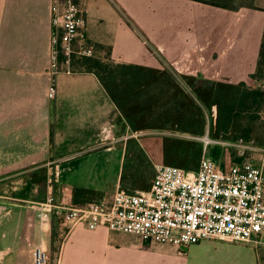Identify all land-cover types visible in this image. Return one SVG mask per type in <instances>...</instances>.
<instances>
[{"label":"crops","instance_id":"1","mask_svg":"<svg viewBox=\"0 0 264 264\" xmlns=\"http://www.w3.org/2000/svg\"><path fill=\"white\" fill-rule=\"evenodd\" d=\"M75 1L84 13L87 42L95 49L96 58L91 59L109 65L112 80L113 66H137L168 71L184 88L181 76L264 89V79L251 78L257 71L263 39L264 0ZM49 3L0 0V264H33L31 249L39 242L47 250L48 264H204V249L220 253L237 247L252 254L247 252L245 264H264V233L250 243L206 239L179 251L102 226L89 229L81 224L63 238L54 219L41 231L31 208L32 202L41 200L11 187L13 176L51 162L53 152L93 151L102 146L94 137L107 132L113 139V116L123 125L122 135L135 137L153 169L163 165L162 137L178 135L164 130L131 131L97 77L76 63L80 57L72 58L70 74L61 65L56 95L48 98ZM211 114L214 118L215 108ZM149 137L155 139L152 144ZM128 139L118 148L112 140L108 147L78 162L116 150L118 186ZM213 141L204 148V157L223 169L231 162L248 160L264 174V141L244 145V157L236 160L233 150H241L242 145ZM93 166L96 176V171L104 169L102 162ZM96 179L92 181L97 183ZM59 187L67 188L74 206L98 199L99 191L105 192L99 201L113 193V189L79 186L88 198L75 205L73 190Z\"/></svg>","mask_w":264,"mask_h":264},{"label":"built area","instance_id":"2","mask_svg":"<svg viewBox=\"0 0 264 264\" xmlns=\"http://www.w3.org/2000/svg\"><path fill=\"white\" fill-rule=\"evenodd\" d=\"M51 32L47 96L56 95V78L61 65L70 74L73 56L96 58L95 49L85 37L86 20L75 0H50ZM204 148L214 143L200 139ZM237 152L244 157L245 146ZM264 167V164L262 165ZM155 175L146 191L128 193L119 186L98 202L74 206L65 187L47 182L43 201L31 208L41 231L54 219L64 238L73 228L84 224L89 229L102 226L132 233L143 241L169 244L179 251L206 239L228 242H253L264 233V174L248 160L231 162L223 169L214 160L200 158L196 171L156 165ZM33 264H48L41 242L31 249Z\"/></svg>","mask_w":264,"mask_h":264},{"label":"trees","instance_id":"3","mask_svg":"<svg viewBox=\"0 0 264 264\" xmlns=\"http://www.w3.org/2000/svg\"><path fill=\"white\" fill-rule=\"evenodd\" d=\"M78 61L85 72L97 77L131 131L164 130L178 134L161 139L165 166L196 171L204 150L201 138L249 143L253 139V124L264 122V89L261 88L181 76L184 88L168 71L158 73L137 66H113L112 80L109 65L91 58ZM263 66L264 32L257 71L251 78L264 79ZM153 177L150 160L137 140L129 138L121 167V188L128 193L148 190ZM85 195L86 190L78 188L73 197Z\"/></svg>","mask_w":264,"mask_h":264},{"label":"rangeland","instance_id":"4","mask_svg":"<svg viewBox=\"0 0 264 264\" xmlns=\"http://www.w3.org/2000/svg\"><path fill=\"white\" fill-rule=\"evenodd\" d=\"M74 60L78 57H72ZM72 61V59H71ZM77 64L80 62L77 61ZM80 65V64H79ZM264 68V66H263ZM251 89V88H250ZM264 111L262 112V117L264 118ZM253 139L249 143H242L241 141L234 142L231 144L234 145H254L260 144L264 141V122H257L253 124ZM123 126L119 119H115L113 116V139L106 135L107 132H102V134L94 137L98 143L102 144V146H95V150L90 151H57L53 152L51 157L52 161L49 163H45L43 166L38 167L34 170H27L18 175L13 176L12 182L10 184L11 187L16 188L23 196L31 195L35 200H41L47 195V182L50 179L52 182H56V186L64 185L68 186L73 190V193L79 186H91V187H99L108 190L114 191L117 184L115 182L116 168L117 163L119 162V155L116 150H113L112 153L107 154V156H99L94 158V160H83L78 162L79 159H84L89 155H94L99 151L100 148H106L110 145L113 140V147L118 148L124 139L131 138L130 136L122 135ZM105 133V134H103ZM134 137V136H133ZM132 137V138H133ZM135 138V137H134ZM150 138V137H149ZM155 139L150 138L149 143L152 144ZM213 141V140H212ZM230 143V142H229ZM118 146V147H117ZM234 147V146H233ZM236 149V147H235ZM98 150V151H97ZM237 150H233L234 159H238ZM102 162L104 164V169H99L101 171H96L97 176L94 175V164ZM88 165V171H85ZM113 165V169H112ZM155 175V169H153ZM88 175V177H87ZM97 177V183H94L92 180H95ZM9 179H7L8 181ZM113 181V184L111 183ZM119 187L120 184H118ZM102 189V190H104ZM95 195V191H93ZM98 199L93 198L94 200L90 202H98L100 196L105 197V192H97ZM111 193L106 194V197ZM92 195V194H91ZM102 197V198H103ZM85 198H88L87 195L74 197V203L77 202L78 205L84 202ZM38 202V201H37ZM264 238V236H263ZM245 244V242H244ZM245 251V253H244ZM249 255L250 250L244 247H237L234 251L229 252H218L214 253V250L204 249L203 253V263L204 264H245L246 254ZM247 256V257H248ZM254 257V255H253ZM253 261V259H252ZM249 263V262H248ZM253 263V262H252ZM253 264H258L256 261Z\"/></svg>","mask_w":264,"mask_h":264}]
</instances>
